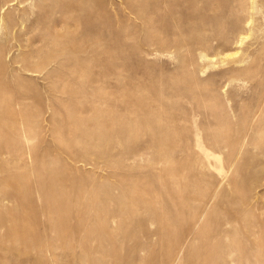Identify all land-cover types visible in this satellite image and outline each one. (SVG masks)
<instances>
[{
	"label": "rangeland",
	"instance_id": "1",
	"mask_svg": "<svg viewBox=\"0 0 264 264\" xmlns=\"http://www.w3.org/2000/svg\"><path fill=\"white\" fill-rule=\"evenodd\" d=\"M0 264H264V0H0Z\"/></svg>",
	"mask_w": 264,
	"mask_h": 264
},
{
	"label": "bare ground",
	"instance_id": "2",
	"mask_svg": "<svg viewBox=\"0 0 264 264\" xmlns=\"http://www.w3.org/2000/svg\"><path fill=\"white\" fill-rule=\"evenodd\" d=\"M69 8V7H68ZM68 10V9H67ZM41 54V51L40 49H37L33 52V55H36V56H39ZM30 57V56H29ZM19 150V149H18ZM37 166V165H36ZM54 175H55V172L51 171L50 172V176H48V179H46L45 182L42 181V175H40V180L38 181V183H36L35 185H30L27 181V179L25 177H22V176H19V179H21L22 181V185H17L16 188H17V194L21 197V199H24L25 200V197H28L29 200H28V203L26 204H29L31 205V202L34 201L33 199V192L34 190L35 191H38L39 193L40 190H41V187L45 184V183H48V184H53L55 186H57L56 182L54 181ZM18 176V175H16ZM62 185V184H61ZM42 197L44 199L47 198V195L44 193H41ZM52 194V193H51ZM26 201V200H25ZM35 212L32 211V213H28V216H32L34 215ZM10 232L13 234V235H16V236H20V239L21 240H25L26 238H28L29 236V231H26V230H23V231H18V230H10ZM19 239V240H20ZM16 243V242H15ZM40 250H43V248L39 247Z\"/></svg>",
	"mask_w": 264,
	"mask_h": 264
}]
</instances>
